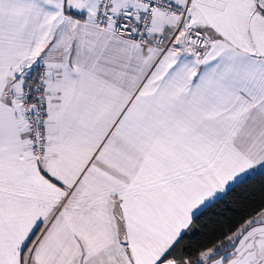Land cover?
Segmentation results:
<instances>
[{
    "label": "snow or ice",
    "instance_id": "1",
    "mask_svg": "<svg viewBox=\"0 0 264 264\" xmlns=\"http://www.w3.org/2000/svg\"><path fill=\"white\" fill-rule=\"evenodd\" d=\"M0 264H264V0H0Z\"/></svg>",
    "mask_w": 264,
    "mask_h": 264
}]
</instances>
